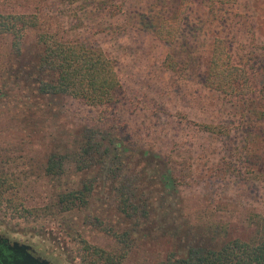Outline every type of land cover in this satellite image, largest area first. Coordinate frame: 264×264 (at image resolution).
Here are the masks:
<instances>
[{
  "label": "rangeland",
  "instance_id": "1",
  "mask_svg": "<svg viewBox=\"0 0 264 264\" xmlns=\"http://www.w3.org/2000/svg\"><path fill=\"white\" fill-rule=\"evenodd\" d=\"M176 0H0L1 13L36 14L18 59L10 36L0 35V170L11 180L5 194L30 208L17 217L0 205V224L79 264V238L107 250L118 248L112 231H130L119 264H158L168 252L192 244L215 246L249 239L255 215L264 214V0H190L178 34L169 44L154 36L157 19ZM46 31L98 47L119 78L113 100L89 106L65 95L36 91L29 61L35 35ZM215 40L244 69L248 92L224 95L205 84ZM170 54L174 68L164 65ZM214 124L219 133L203 132ZM119 142L115 162L123 193L137 207L131 217L117 210L116 192L95 157L87 170L72 167L46 176L50 153L77 150L83 135ZM100 146L99 149H101ZM98 176L86 208L47 209L53 193Z\"/></svg>",
  "mask_w": 264,
  "mask_h": 264
},
{
  "label": "trees",
  "instance_id": "2",
  "mask_svg": "<svg viewBox=\"0 0 264 264\" xmlns=\"http://www.w3.org/2000/svg\"><path fill=\"white\" fill-rule=\"evenodd\" d=\"M217 0H200L203 4H212ZM190 0H176L171 14L160 17L154 24V36L169 44L176 38L184 11ZM36 14L1 13L0 35L10 36V54L18 59L22 51V39L25 29L36 28ZM38 46L32 59L28 62L30 75L36 91L42 95H65L77 99L89 106H105L113 100L119 87V78L112 61L98 47L83 42L64 40L54 33L40 31L35 35ZM164 65L174 68L170 54H166ZM207 87L224 95L247 93L249 88L244 69L234 65L221 40H215L205 70ZM203 132L219 133L221 129L214 124L198 123ZM90 134L83 135V142L77 150L68 153H50L45 161L43 172L46 176L60 177L72 167L76 171L87 170L97 157L110 166L103 172L113 185L111 192H116L117 210L124 216L136 214L137 207L123 193L118 178L115 162H123L119 142L112 138L93 140ZM106 140V139H105ZM100 146H102L101 149ZM98 176L92 175L82 179L74 187L57 190L53 193L49 210L70 212L87 207L92 196ZM11 180L0 170V205L9 208L17 217H26L42 208H30L21 202H15L6 193L12 188ZM254 233L249 239L238 237L222 241L215 246L192 244L182 254L168 252L158 264H264V214L255 215ZM118 248L107 250L79 238V264H119L130 246V231L114 232L106 228Z\"/></svg>",
  "mask_w": 264,
  "mask_h": 264
},
{
  "label": "flooded vegetation",
  "instance_id": "3",
  "mask_svg": "<svg viewBox=\"0 0 264 264\" xmlns=\"http://www.w3.org/2000/svg\"><path fill=\"white\" fill-rule=\"evenodd\" d=\"M0 264H70L30 235L0 224Z\"/></svg>",
  "mask_w": 264,
  "mask_h": 264
}]
</instances>
